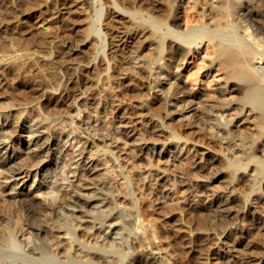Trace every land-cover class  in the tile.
<instances>
[{
  "label": "bare ground",
  "instance_id": "obj_1",
  "mask_svg": "<svg viewBox=\"0 0 264 264\" xmlns=\"http://www.w3.org/2000/svg\"><path fill=\"white\" fill-rule=\"evenodd\" d=\"M73 1L75 3L68 8L64 5L68 13L78 10L89 19L96 0ZM142 1L148 4L146 10L142 8L144 4L140 6L136 0L103 2L106 4L102 21L103 53L98 56V42L102 40L92 28H88L81 39L70 45L68 42L69 50H55L59 56L68 58L75 53L73 46H80V56L94 53L87 62L72 63L74 66L68 67L70 74L66 84L56 87L51 86L48 79L55 77V62L45 63L46 67H34L32 62L40 56L38 50L32 49L33 45L48 43L47 29H41L31 38L22 35L20 30V33L13 30L7 23L6 12L12 17H17L16 9L24 12L16 19L22 24L32 17L28 10L36 6L44 8L46 0H12V5L8 0H0V9L2 6L7 8V15L2 13L0 16V76L6 79L17 97L28 100L32 95L39 96L37 102L30 100L33 104L29 100L26 102L31 103L30 106L39 104L44 114L52 115L59 113L55 111L67 101L77 104L87 98L90 86L98 83L102 88L113 90L118 101L127 97L128 90L134 91L140 98L137 104L151 110L160 120L162 129L167 128L170 135L177 134L178 139L184 138L185 142L191 139L205 149L219 153L217 158H214L215 153L212 155V161L221 164V168H233L227 173L230 179L225 193L213 194L211 198L209 212L212 214H194L191 210L182 218L180 224L189 231L192 250L200 254L204 264H218L225 257L215 250L220 233L215 242L208 236H200L212 223L217 229L223 228L224 236L233 240L226 244V253L237 252L227 254L230 264H264V217L258 212L257 205L255 210H246L250 200L264 203V0H187L182 30L177 29L182 23L174 13L177 0ZM144 14L151 16V22L140 19ZM75 16H72L73 20L77 19ZM41 19L50 20L48 16ZM15 31L17 33L9 35ZM9 43L18 48L9 52L6 50ZM55 51H50V56H56ZM31 71L38 80L35 77L37 82L29 86V91L22 92L18 84L27 83L24 76ZM120 74L124 75L121 80L118 79ZM126 82L130 84L127 89L124 88ZM201 84L203 88H200ZM59 89L60 95H57ZM57 115L51 118L48 127L44 120L49 115L37 119L47 130L26 127L31 134L39 129L42 133L34 138L30 136V145H35L32 154L38 150V154L45 156L35 163V159L29 158L30 162L18 165L14 158L16 154H9L11 148L14 150L18 146L10 144L5 131L0 130V165H4V170L13 177L12 188L16 190L15 219H8L4 224L5 219L0 213V224H4L0 229V264H102L95 260L97 256L107 264H137L141 258L136 256L131 235L147 253L154 254V257L147 254L149 259L144 263L158 264L161 259L157 263L155 254L164 250L160 256L168 263L172 255L163 244L158 217L153 218L149 205L139 202L121 162L110 148L98 146L84 132L74 128L65 130L61 126L60 133L66 136L61 141L64 146L70 142L75 156L68 159L58 155L62 164L61 167L58 165L59 172L51 178L37 177L40 165L48 164L52 159L48 157L54 148L48 139L50 134L45 133L48 129L53 130L59 121L57 118L64 114ZM242 119L245 122L240 124ZM20 131L26 130L20 127L13 132L22 136ZM100 152L108 157L106 161H111L115 182L107 176L106 180L103 177L100 183L90 186L81 164ZM193 163L196 164L193 170L185 167L183 170L198 176V171L206 166L196 160ZM34 166L36 172L33 174ZM240 169L248 172L246 184L239 181L237 172ZM33 177L30 188L23 191L27 186H21V189L19 181L23 183ZM250 188L252 192H259L257 197H250ZM118 208L127 209L129 218L114 217V210ZM27 212L40 221L26 222ZM80 229L89 233L92 239L85 233L79 234ZM53 231H56L55 236L58 234V240ZM75 242L79 247H75ZM78 256L82 258L77 259Z\"/></svg>",
  "mask_w": 264,
  "mask_h": 264
},
{
  "label": "rangeland",
  "instance_id": "obj_2",
  "mask_svg": "<svg viewBox=\"0 0 264 264\" xmlns=\"http://www.w3.org/2000/svg\"><path fill=\"white\" fill-rule=\"evenodd\" d=\"M8 1L10 2L9 4L12 5V0ZM62 1L68 2L67 4H62ZM77 1L84 2L87 0ZM105 1L107 0L95 1V7L93 8L89 19L88 17L85 19V15L81 14V12L78 10H76L74 13H68L64 5H66L67 7L68 5L74 4L75 2L73 0H46L44 8H38L36 6V8L33 7L31 10H28L32 17L28 19V21L24 22L25 24L17 23L16 21L18 16L21 17L25 14L24 12H20L21 10L16 9L15 14L17 17H12L9 15V12H6L8 15L5 13V10L7 11L6 6H2L0 9V16L6 14L9 20L7 23H10V26L12 25L11 27L14 28L13 30H18L19 33L21 31V34L26 35L27 37L31 36L32 38L34 36H37L41 29H47L45 31L49 34L48 43H46L47 45L42 46L37 44L33 45L32 49L38 50V55L40 56H37L36 58V60L38 59V61L33 59L32 62L33 64L35 63V66L33 65L34 67L41 65H43L44 67L45 63L55 62V77L50 76L48 79H50V81L52 82L50 84L51 86L57 87L58 85L64 86L66 84V77H68V75L70 74L68 67L74 66V64L72 63L80 60L87 62L89 58L94 54L88 53V55H86L87 57L80 56V46L79 48L78 46H73V52L75 53L72 54V57L70 56L68 58L62 57V55L59 56V52L56 51H62V49L69 50L68 47H66L68 42H70V45L71 42L81 39L83 37L82 35H84L83 33H85L88 28H92L93 31L95 29L94 33L99 36L100 40H102L98 42V46L100 44L98 56L103 53L102 48L105 43V41L103 40L105 39V35L102 31V21L104 19L106 9V4H103V2ZM185 1L187 0H177L178 5H176L175 7L176 10L174 9V13L177 16L176 18L178 19V22L182 23L181 25H179V27H177L178 30H182V28L184 29L182 15H184L183 11L186 4L184 3ZM136 3L138 5L144 4V6H142L144 10H146L145 6H148V4L146 3V5L142 0H136ZM73 9L74 7L72 8V10ZM101 12H103L102 16ZM74 15H76L75 17L77 18L75 20L72 19V16ZM44 16H48V19L50 20L41 19ZM140 19L144 21L148 20V22H151L152 20L149 14L142 15ZM88 20L90 21V23H88ZM15 33H17V31L13 33L9 32V35H13ZM7 47L6 50H8L9 52L18 48L16 44L14 45V43H9ZM75 47H77V49ZM50 51H55L57 53L56 56H54L55 54L50 56ZM45 54L46 56H44ZM125 58L127 59L126 56ZM46 66L47 65H45V67ZM32 72L33 71L29 72V74L27 73V77L24 76V80H26L27 83L18 84V89H23L22 92L24 90L25 92L29 91V86L34 84L33 82H37L35 81L36 76ZM31 75H33L34 77ZM28 77H30V79H28ZM31 77L34 80H32ZM123 78V74H120L118 77V79L120 80ZM118 79H116V83ZM125 84L126 85H124V88L127 89L128 85L130 84H127V82ZM88 85H90V83ZM102 87L103 86L99 83L90 86V94L89 96H87V98L79 100L77 104H74L73 101H71L70 103L69 101H67V104L64 103L60 105L55 111L56 113L60 111L57 114L64 115L60 116L61 118L59 117V119L57 118V121H59L52 128L53 130L48 129L49 132L45 133V135L50 134V136H48V139L50 140V144L54 148V151L48 157H51L52 161L50 160L48 164H37L41 166V168H39V170L37 171V177H44L46 175L47 178H51L52 176H54V174L59 172L62 164L60 163L61 159H58V155L59 157L66 156L68 159L75 156V151L73 150L70 142H67L66 146H64L63 144L65 143L61 141V138H66V136H64L65 133H60L61 126L64 127L65 130L74 128L77 129L78 132H84L85 134H88L89 137H92L91 140H95V143L98 144V146L110 148L113 151V153L121 162L122 169L125 175L129 177V180L135 190V196L138 198L139 202H142V205H149L150 211L153 212L151 214L152 217H158L156 220L159 224L160 234L162 235L161 237H163V244L165 243L164 246L167 247V251L171 252V255L173 257L171 256V259L168 263L164 261V259L160 256V254H164V250L155 254L156 262L161 259L159 263L157 262L158 264H204V262L200 258V254L192 250L190 246L191 242L190 240H188L189 238H191V236L187 234L189 231L183 229L184 226L180 224V222L184 216H187V212L191 210V213L194 214H196L197 212H201V214L202 212L208 213L210 211V202L212 200L211 198L213 194L220 192V194L225 193V190H227L226 185L228 183V180L230 179V176L227 173H230V171L232 172L233 168H221V164L212 161L215 157H219V153H215L211 149L208 150V148L205 149L200 143L191 139L185 142L184 138L178 139L177 134L170 135V132L167 130V128L162 129L161 122H159L160 120L157 118V116H154L151 110L144 109L141 106L142 104H137L140 101V98L137 97L136 93H133L134 91L128 90L127 97L121 99L122 101H118L117 99L119 98L115 97V92L113 90ZM200 88H203L202 84ZM138 89L139 88H137L135 92H137ZM57 93V95H60V89L57 91ZM35 95H32V97H30L28 100L33 101V103L37 102V100H39V96L37 98ZM28 100L17 97L11 90V88H9L6 79H3L2 76H0V130L5 131V138L7 141H9L10 144L14 145L15 147L18 146L14 150L13 148H11L9 153L11 156H14L16 154L14 158L15 161H17L16 163H18V165L25 162H30L31 159H35V163L36 161L38 162L39 160H41V158L45 157L38 154V150L35 152V154H32V152L34 151L33 147L35 148V145H30L32 142L30 136H33L32 138H34V136L38 134L41 136L42 133L40 129L47 130L46 127H43L44 125L41 126L42 124L40 125L38 123L37 119L39 117L49 115V117L44 120L46 122L45 126L48 127L50 125L49 121L51 120V118L57 115H52L51 113L44 114L45 112L42 111L43 109H41L43 107H41L39 104L31 105V107L29 104H31L32 102H26ZM24 101L28 104H25ZM2 114H4V116H2ZM7 115L9 116L7 117ZM72 120H74L73 123H71ZM242 121L240 120L239 123L242 124L245 122L244 119H242ZM28 126H36L40 129L38 131H33V134H31V132L27 130ZM20 127H23V129L25 128L26 130L24 132L20 131L23 134L22 136L13 132L15 129L18 130ZM134 127H136V129L131 130ZM137 127H139V129ZM183 146L184 149L182 148ZM101 153L102 152H100V154ZM100 154L86 159V161H83L81 164V167L84 169L82 170L81 168V170L88 175L87 179L89 178L88 183H90V186H93V183L96 184V182L100 183L103 177L106 180L107 176V179L109 178V180L115 182V179H113V173H115V170L112 169L111 161H106L108 160V157L104 154ZM213 154L215 155L214 158H212ZM104 156L107 158H104ZM194 160H196V162H200V164L205 165L206 167L208 166V168L205 167V169L198 171V176L187 173L185 171L188 168V170L194 169L193 166L196 165L193 163ZM218 164L220 165L221 169L219 168ZM58 165L60 166L59 168ZM211 165L213 166L211 167ZM183 167H185L186 169L183 170ZM35 168L36 166H34V168L32 169L33 174L36 172ZM4 169L5 166L0 165V213H2V217H4L5 219L2 221L5 224L8 219H15V208L13 205L14 198L16 197V190L12 188L13 177H10L7 171H5ZM65 170H68L67 167ZM47 171H50L51 173H45ZM237 175L241 183L246 184L248 182L249 176L246 170L240 169L237 172ZM33 179L34 177L28 178L27 180L23 181V183L20 180V188L21 186H27L26 189L23 190L27 191L30 188L29 184L33 182ZM42 190H45V188H42ZM251 190V188L248 189L250 197L253 199V197L255 198L258 196L257 193L259 192H252ZM256 205L259 206L258 208H260L258 209V212L263 214L264 217V203L262 202L256 203L250 200L247 203L246 210H255ZM118 209L123 210H119L121 212L120 213L118 212ZM118 209L114 210V217L120 218V216H123L127 217V219L129 218V211L127 209ZM209 213L212 214V212ZM189 216L191 217V215ZM25 217L26 222L31 221L30 223H33V221L37 220H35V217H32L28 212L27 216ZM37 221L40 220L38 219ZM3 223L0 224V229L3 228ZM35 223L36 222H34V224ZM212 225V223L209 224L208 230L202 232L200 236H208L209 240L215 242L218 241L216 239H218L220 233L221 236L219 237L221 238L217 242L218 245L216 244L217 247L215 250L218 251L220 255H224L225 257H223L224 259L222 258L218 264H230V261L226 259V256L229 253L231 254L233 251L226 253L228 250V248H226V244H231L233 240L230 239L229 236H224V233L222 232L223 228L217 229ZM52 233L54 234L56 233V231H53ZM84 233L85 232L82 229L79 230V234ZM85 236L88 238L89 233H85ZM132 236L133 235H131L130 237V241L132 242L133 246L135 245L134 250L137 253L136 256L141 258V261L139 260L140 262H136L137 264H143L147 259H149V256L154 257V254L147 253V251L143 249L142 246H139L137 240L134 239V236ZM58 237L59 236L57 234L55 236V239L58 240ZM90 237L88 239H92V236ZM74 245L76 248L79 247L77 245V242H75ZM262 249L264 251V248ZM141 251L142 254L140 253ZM147 254L149 256H147ZM142 255L144 256L142 257ZM79 258L82 257L78 256L77 259ZM95 260L102 264L108 263L106 260H103V258L98 256L95 258Z\"/></svg>",
  "mask_w": 264,
  "mask_h": 264
}]
</instances>
